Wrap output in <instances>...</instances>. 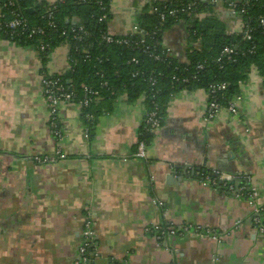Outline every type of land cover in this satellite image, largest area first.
<instances>
[{"label":"crops","instance_id":"obj_1","mask_svg":"<svg viewBox=\"0 0 264 264\" xmlns=\"http://www.w3.org/2000/svg\"><path fill=\"white\" fill-rule=\"evenodd\" d=\"M156 1L168 0H112L107 31L130 34ZM201 1L206 8L195 18L214 17L229 36L245 30L244 18L228 4L243 0ZM200 44L178 23L165 31L162 48L188 66ZM68 54L61 44L43 63L35 47L0 33V264H75L88 219L99 256L94 264H264V235L255 230L240 185L232 192L199 177L230 182L246 176L264 205V86L258 72L240 84L238 116L223 110L206 121L204 89L171 94L145 160L136 156L152 112L144 97L125 94L103 104L107 110L91 126L77 103L64 104L62 137L54 136L41 82L45 72L68 71ZM44 157L55 160H36ZM170 175L181 180L169 183ZM156 225H200L220 240L186 234L158 241L148 232Z\"/></svg>","mask_w":264,"mask_h":264},{"label":"trees","instance_id":"obj_2","mask_svg":"<svg viewBox=\"0 0 264 264\" xmlns=\"http://www.w3.org/2000/svg\"><path fill=\"white\" fill-rule=\"evenodd\" d=\"M8 1L0 0V17L3 16V22L11 21L12 13L15 12L27 19L31 27L46 28L48 20L45 16L48 10L54 11L60 30L47 37L36 36L28 39L26 35H11L5 30H0V33L8 40L35 47L37 50L39 45L47 43L49 48L41 53L43 63L47 62L48 53L52 49L64 43L68 45L70 68L64 75H54V78L60 77L67 86H73L77 96L76 103L85 97V88L96 93L92 97L90 106L82 108V118L88 126L95 123L96 118L107 110L101 109L103 104H111L125 94L128 95L129 100L144 97L151 111L158 108L162 120L164 108L171 94L181 89H204L210 96L212 85L226 84L227 88L217 93V100L222 108H227L240 95V84L249 79L251 71L258 72L264 86V30L259 26V20L264 18V0L236 2L235 12L244 18L245 30L253 31L251 41L244 40L243 32L237 37L229 36L226 26L214 17L202 20L195 18L197 12L206 8L201 0L166 1L168 7L186 8L187 12H181L177 18L168 17L164 26H161L158 14L150 13L147 8L139 17L138 27L143 31V35H136L134 41L143 37L146 44L153 47V52L160 54L164 50L162 41L165 31L175 24L185 23L190 39L193 42L201 41L200 49H194L189 53L188 66L180 64L171 56L168 61L159 62L149 58L141 49L134 50L130 47L103 43L102 36L107 31L112 0H62L50 5L37 3L36 0H13L11 7L2 8ZM189 5L192 7L188 10ZM153 6L163 11L164 2L152 3L151 10ZM28 9H33L34 12L30 13ZM104 16L106 19L100 21ZM71 28L82 29L88 34L82 40H74L71 35H61L62 30L69 32ZM227 46H236L238 54L232 58L233 60L224 58L218 61L221 52ZM251 50L254 52L250 53ZM133 57L140 59V67L128 64ZM198 64H204L205 68L197 72ZM137 68L148 74L151 73V76L158 81L157 87L152 88L144 78H132L131 73ZM43 75H47L46 72ZM176 77H188L190 81L183 84L176 81ZM99 100L102 101L98 102ZM140 133L149 143L151 135L146 132L144 125ZM199 177L216 180L218 187L224 186L230 191L231 188L236 190L235 183L221 181L213 174H202ZM237 181L236 184L240 185V196L248 200V194L252 190L248 177L243 176Z\"/></svg>","mask_w":264,"mask_h":264},{"label":"built area","instance_id":"obj_3","mask_svg":"<svg viewBox=\"0 0 264 264\" xmlns=\"http://www.w3.org/2000/svg\"><path fill=\"white\" fill-rule=\"evenodd\" d=\"M216 1V0H215ZM154 4L156 2H153ZM164 2L163 11L156 6H153L152 13L158 14L161 26L167 22L168 17L177 18L181 12H187L186 8H170ZM229 6L232 10H236L237 5L236 2L230 1ZM13 5V0H9L7 4L3 5L2 8L11 7ZM191 5L188 6V10L191 9ZM243 12V11H241ZM13 19L11 21L3 22V16L0 17V30H5L7 33L14 34H23L26 35L28 39H33L36 36L47 37L53 32H58L60 30L54 16V11L52 9L48 10L47 15L45 16L48 20L47 27H31L27 19H25L21 14L13 12ZM106 17L100 19V21H104ZM259 26L264 30V18L259 20ZM252 29H247L243 31L244 40L251 41L252 40ZM88 33L84 30H77L75 28H71L69 32L63 31L61 32L62 36L71 35L74 40H82L84 36ZM136 35H143V31L139 29L138 26H135L132 32L124 37H119L112 35L108 31H106L102 36V42L107 45H117V46H125L130 47L132 49H141L144 54H146L149 58H152L154 61L166 62L168 61L170 54L169 50L164 49L162 53L155 54L153 51V47L151 45L146 44L145 40L140 38V40L134 41V37ZM49 48L47 43H42L39 45L38 53H44ZM165 48V47H164ZM253 53L254 50L249 51ZM238 54V48L236 46H227L221 52L220 58L218 61H221L224 58H228L229 60H233L232 58ZM128 64H132L136 67H140L141 61L137 57H133ZM70 67V66H69ZM204 64H198L196 66V71H202L204 69ZM69 70V68H68ZM186 71V70H185ZM184 71V72H185ZM59 76V75H58ZM61 76V75H60ZM132 78H144L146 82L152 88L157 87V79L151 76V73L148 74L145 71L137 68L131 73ZM194 79L196 76L193 77ZM176 81L181 82L183 84L189 83L190 79L188 77L183 78H175ZM42 93L49 107V121L51 131L54 133L56 138H61L62 134L59 127V119H60V109L64 104H74L75 99L77 98L76 92L72 85L67 86V84L60 78L55 77L54 75H43L42 78ZM227 88L226 84L221 85H212L210 87V96L208 97V105L206 109V121L214 120L218 117V115L223 111L227 110L233 116H238V102L242 100L241 94L233 101L227 108H222L217 100V93L223 91ZM85 97L78 101V105L81 108H87L90 106L92 102V97L96 95V93L89 88H85ZM211 100V101H210ZM161 126V118L158 114V108L156 107L152 112H150L145 119L144 127L146 132L150 133V135L155 134ZM141 139L138 142L136 156L140 159H147V149L148 143L141 133ZM65 156L59 153V158H64ZM36 158L39 162L49 163L54 161L55 159L44 157ZM241 177H235L233 180H239ZM249 179V178H248ZM206 184L216 185V180H211L207 178L205 181ZM231 191L234 192V189L231 188ZM248 203L251 207L253 213V225L255 230L260 235H264V205L260 203L259 192L256 189L251 190L248 194ZM148 232L155 240H162L166 235L170 236H182L186 234H192L199 237H210L215 241H219L220 238L216 236L209 228H204L200 225L198 226H181V227H172V226H162L156 225L152 228L148 229ZM94 253V258L98 257V252L96 250V234L93 228V221L88 219L85 222V229L83 232V242L79 248L78 259L75 264H92L94 262L93 256H91L90 251ZM120 264V263H113Z\"/></svg>","mask_w":264,"mask_h":264},{"label":"water","instance_id":"obj_4","mask_svg":"<svg viewBox=\"0 0 264 264\" xmlns=\"http://www.w3.org/2000/svg\"><path fill=\"white\" fill-rule=\"evenodd\" d=\"M182 170H183V169H182ZM187 170H188V168H184V175H185V176H186V174H187ZM194 172H195V169L192 171V173L194 174ZM168 180H169V183L175 184V183H178L181 179H175V176H174V175H170V176L168 177ZM233 183H238V181H237V180H233ZM90 254H91V256H93L94 262H95V260H96L97 258H99V256L96 257V258H94V253H92V250L90 251ZM94 262H93L92 264H94Z\"/></svg>","mask_w":264,"mask_h":264}]
</instances>
